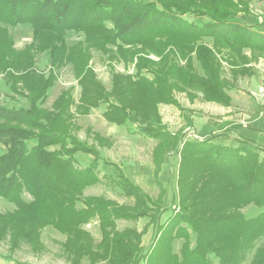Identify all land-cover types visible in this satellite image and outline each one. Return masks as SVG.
Listing matches in <instances>:
<instances>
[{
  "label": "trees",
  "instance_id": "trees-1",
  "mask_svg": "<svg viewBox=\"0 0 264 264\" xmlns=\"http://www.w3.org/2000/svg\"><path fill=\"white\" fill-rule=\"evenodd\" d=\"M242 1L0 0V22L33 26L36 35L42 34L48 40L54 67L62 66L67 59L73 61L82 92L78 102L68 95L54 110L44 112L43 118L37 98L36 106L27 108L10 109L0 104V141L6 144L0 153V198L16 205V209L0 213V243L9 239L11 250L24 241L38 243L45 224H53L66 233L65 244L76 258L74 264H83L85 259L90 264H264V156L247 145L216 144L213 136L184 141L182 130L167 131L161 127L159 117H151L154 111L158 113L160 102L179 104L173 75L180 71L188 75L187 85L199 88L206 100L230 104L228 81L222 77L220 63L205 39L220 38L240 52L264 48V33L238 17L239 12L250 11L249 0ZM187 12L207 20H188L182 16ZM68 31L84 36L85 41L67 45ZM174 47L189 56L190 65L184 67L179 62ZM92 48L111 61L134 63L135 74L113 71L108 90L88 67ZM167 48L172 51L170 63L165 60L155 69L157 61L149 57L150 52ZM78 54L83 57L78 58ZM197 60L204 75L193 66ZM10 75L12 80L14 75ZM55 79L50 77L43 86L49 87ZM11 89L16 92L14 85ZM134 93L139 97L133 98ZM101 103L109 106L104 111L107 120L133 124L135 131L157 140L156 175L167 154H181L178 202L164 221L161 217L168 207L160 204L162 194L154 200L126 177L117 163L116 178L107 173L103 177L119 186L127 197L134 196V204L83 193L88 185L101 181L95 172L97 160L81 170L73 155L87 151L99 159L100 152L96 144L88 145L71 130L68 132L67 118L73 106L89 113ZM188 123L193 124L191 117ZM94 136L98 145L111 144L101 134L95 132ZM25 192L30 199L25 198ZM80 199L82 205L78 206ZM250 206L260 211L245 212ZM37 207L40 212L59 208L60 220L43 222L41 216L31 213ZM66 212L71 217L62 219ZM96 216L103 238L93 249L90 244L94 238L85 228L80 229ZM147 217L150 222L142 231L134 227L117 229L119 218ZM150 224L155 230L145 249L142 240ZM81 234L89 244L78 248L75 244L82 240ZM180 238L183 242L176 252L175 241Z\"/></svg>",
  "mask_w": 264,
  "mask_h": 264
},
{
  "label": "rangeland",
  "instance_id": "rangeland-1",
  "mask_svg": "<svg viewBox=\"0 0 264 264\" xmlns=\"http://www.w3.org/2000/svg\"><path fill=\"white\" fill-rule=\"evenodd\" d=\"M242 2H244V0ZM198 8L199 6L197 9ZM200 8H202V6H200ZM232 10H234V8H232ZM182 16L196 22L207 20L205 16L196 17L190 12L184 13ZM244 18L248 20L247 17ZM44 38L42 34L36 35L33 26L29 24L24 23L15 26H7L0 22V104L10 109H12V107L27 108L32 106V104L35 105L37 98V104L43 109L41 114L42 118L44 117V112H51V110H54L57 103L62 102L60 100H64L68 95L78 102L82 94L79 85L81 78H78L76 75L73 61L67 59L62 66L55 64L54 67L51 63L50 51L52 49L50 47L48 49V40L45 41ZM83 40L85 41L84 36H80L74 31H68L67 45H71L72 47L77 42ZM205 43L211 46L212 53L218 59L222 77L228 81V84L232 82L239 88L242 85L241 82H236L239 75L242 77L250 75V73H252L250 71L253 67L249 64L256 63L261 57H264V48L258 47L252 50L250 48H245L240 52L228 44H223L225 42L220 38H213L212 40L206 38ZM94 49L95 48H92L93 58L91 57L89 59L88 67L93 68L97 79L103 83L108 90L112 87L113 71L126 75L135 74L136 69L134 63L124 62L123 60L111 61L106 54H103L100 50ZM168 50H170V48L162 52H155L156 50L150 52L149 57L153 61H157L156 64L153 63L155 69H159L158 66L162 65L165 60L170 63L168 59L172 51ZM173 50L177 53L175 55H178L177 59L180 60L179 62L184 67L185 65H190V62H188L189 56H186L187 54H185V56L180 54L179 48L176 49L174 47ZM230 55L232 56L230 57ZM82 57V54H78V58ZM193 66L196 68L199 75L205 74L200 60L193 62ZM113 67L114 69L112 70ZM145 72L147 73V71ZM84 73H86V70H84L83 74ZM10 74L14 75L12 80ZM176 74L177 75H173V78L176 80L175 98L179 104L160 102L158 103V113L154 111L151 117L156 119L159 117L163 125H161V127H163V129L165 128L167 131H183V128H185L186 134H183V139L187 137H190V139H198L193 125H189L188 123L189 117L193 118L192 115L194 112L201 113V111H205L209 119L212 120V118L218 116L216 114V109L214 110L211 107L210 102L204 98L199 88L187 85L188 82L186 81V77H188V75L183 74L181 71ZM50 77L51 79L52 77L56 78L55 81L53 82L52 80V85L49 87H44L45 81L50 80ZM87 78L89 79V77ZM13 79L16 81V84ZM12 83L16 87V92L11 89L13 86ZM38 84L39 87L35 88V85L37 86ZM38 90L40 92L35 94ZM244 90H246V88ZM246 91L250 92L249 90ZM133 95V98L139 97V94L134 93ZM191 99H193V101H191ZM108 107L109 106H106V104L101 103L99 107L93 108L89 113H84L83 109L81 111V109L78 110L73 106L67 118V122L70 123L68 132L71 130L70 133H72L73 136L78 137L88 145L96 144V148H98L100 152L99 159H95V156L87 151L76 152L75 155H73L75 165L81 170L87 168L93 160H97L95 172L99 178H101V181L88 185L83 193L86 196L104 195L121 204H134V196L127 197L119 186L112 184L110 179L103 177L105 173H111L112 176L116 178L117 172L114 165L117 163V165L120 164L123 166V169L129 177H132L142 184L143 188L156 198L160 191L151 173V166L153 165L151 162L152 147L156 142L145 134L135 131L136 128L133 124L120 126V124L116 122L113 123L107 120L104 116V111L108 109ZM180 109L183 110L184 113H182ZM24 125L26 128L32 129L29 123H25ZM38 132H40V130ZM95 132L109 137L114 144L108 141L111 143L110 145L106 144L107 142H104V146L98 145L94 136ZM252 144L253 143L246 145L257 150L261 156H264V148L258 147L260 148V150H258V148H256L257 146ZM5 149L6 144L4 141H0V153ZM178 160L179 157H172L170 159L171 162L168 164L165 163L163 171L160 173L163 184L171 192L173 191L172 189L175 190L177 181ZM24 195L27 200L31 198L27 192H25ZM82 201V199L78 201V206L82 205ZM37 208H32L31 210L33 211L31 213L41 216L40 218L43 222H55L57 219L60 220L59 208L44 209L43 212H40L41 208ZM169 208H171V210L175 209L173 205H170ZM13 209H16L14 203H10L2 197L0 198V213L12 211ZM259 211L260 209L255 206H250L245 209V212H250L251 214H257ZM70 215L72 214L66 212L62 216V219H69L71 217ZM166 215H164L161 220L164 221V219L168 217H165ZM117 221V229L119 230L134 227L142 231L150 220L147 217L132 220L119 218ZM82 228H85L88 233H90L91 237L94 238V243L90 245L93 249H96L98 243L103 238L99 218L97 216L92 217L89 219L88 223L82 225L81 231L84 230ZM154 230V227H149L145 234V239L142 240L145 249L148 248L152 241ZM65 234L66 233L61 232V230L59 231L53 224H45V228L42 230L41 241L38 243L24 241L14 250H11L9 239H4V241L0 243V264H74L76 258L69 246L65 244L67 240ZM80 237H82V234ZM85 241V237H82V240L75 245L79 248L82 244H89ZM182 242V238L176 239L174 246L176 252L180 251ZM211 259L217 262L214 256H211ZM83 264H90V262L88 259H85L83 260Z\"/></svg>",
  "mask_w": 264,
  "mask_h": 264
},
{
  "label": "crops",
  "instance_id": "crops-1",
  "mask_svg": "<svg viewBox=\"0 0 264 264\" xmlns=\"http://www.w3.org/2000/svg\"><path fill=\"white\" fill-rule=\"evenodd\" d=\"M264 0H250L249 3V10L251 12H239V18L242 19L245 23L251 26V28L255 31L264 33ZM263 13V14H261ZM243 16V17H242ZM244 17H247L246 20ZM253 67V69L250 71V75L241 76L239 75L238 79H236V82H241V87H237L232 82L229 83L227 88V94L230 97V104H222L219 102H212L209 101L211 104V107L215 110L216 114L218 115L216 118H212V120L209 119V117L206 115L205 111L200 112H194L192 115L193 119V129L197 133V138L199 140H202L205 137L213 136L212 141L216 144L225 145V146H243L246 144L253 143L257 147L264 148V99H257L255 94L258 93V90L260 88V81L262 78V71L261 68L264 67V57H261L259 61L256 63H250ZM235 81V79H234ZM249 90L250 92H247L246 90ZM251 93V94H250ZM124 126V125H120ZM185 128H183L184 134ZM172 133H176L177 131H170ZM101 134V133H100ZM102 135V134H101ZM106 137L105 135H103ZM147 136V135H146ZM186 136V135H185ZM151 139H153L156 143H154L153 152H152V168L151 173L152 177H154V181L159 187V193L156 198H154L149 191L145 190L138 181L134 180L132 177H129L125 170L123 169V166L120 165L122 168L124 174L126 177H128L130 180H132L135 184H137L142 191L147 193L149 196H151L154 200H157L160 198V195L162 194V199L160 204L164 207H168V210L164 211L162 214V217L166 215L167 217L171 213V208H169L170 205L176 206L178 202V173H179V166H180V159L181 154L179 152H173L172 154H167L162 161V166L158 174H155L156 166L154 162V150L155 146L157 144V140L153 137L147 136ZM109 141H112L109 137H106ZM187 139H190V137H187L184 139V141H187ZM250 143H249V142ZM114 144V143H113ZM112 144V146H113ZM252 144V145H253ZM177 156L179 157V163H178V169H177V181L175 185V190L171 192L169 189L166 188V186L163 184L161 180L160 173L163 171L165 163L168 164L170 159L172 157ZM113 163V162H112ZM110 163V164H112ZM154 166V168H153ZM111 174V173H107ZM160 183H159V182ZM174 201V202H173ZM161 217V218H162ZM149 218V217H148ZM143 219V218H140ZM150 220V219H149ZM165 220V219H164ZM150 222V221H149ZM148 222V223H149ZM149 227H154L153 224H150ZM148 227V228H149ZM148 231V229H147ZM147 233V232H146ZM144 235V238L145 239Z\"/></svg>",
  "mask_w": 264,
  "mask_h": 264
},
{
  "label": "built area",
  "instance_id": "built-area-1",
  "mask_svg": "<svg viewBox=\"0 0 264 264\" xmlns=\"http://www.w3.org/2000/svg\"><path fill=\"white\" fill-rule=\"evenodd\" d=\"M262 71V78L260 81V88L258 90V93L255 94L256 98L258 99H264V67L261 68Z\"/></svg>",
  "mask_w": 264,
  "mask_h": 264
}]
</instances>
